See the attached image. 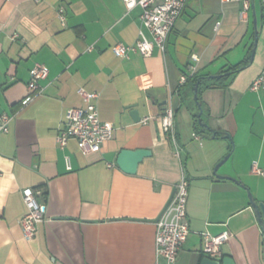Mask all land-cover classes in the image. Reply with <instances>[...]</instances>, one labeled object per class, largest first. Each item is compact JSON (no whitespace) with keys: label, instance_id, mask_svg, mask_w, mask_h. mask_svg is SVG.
Instances as JSON below:
<instances>
[{"label":"crops","instance_id":"1","mask_svg":"<svg viewBox=\"0 0 264 264\" xmlns=\"http://www.w3.org/2000/svg\"><path fill=\"white\" fill-rule=\"evenodd\" d=\"M139 15L123 0H0V114L11 116L0 133V264H155V219L181 178L190 232L175 264H200L204 231L230 234L214 259L264 264V233L246 190L264 203V84L249 88L264 72V3L250 0L243 10L242 1L187 0L164 52L115 55L113 45L136 41ZM36 62L49 73L22 106ZM193 74L207 78L197 100L214 134L196 128L193 93L180 94ZM80 87L99 93L98 116L114 128L99 151L55 140L66 110L85 105ZM167 107L174 142L161 127ZM122 148L151 154L129 174L116 164ZM25 187L47 207L31 239L18 222Z\"/></svg>","mask_w":264,"mask_h":264},{"label":"built area","instance_id":"2","mask_svg":"<svg viewBox=\"0 0 264 264\" xmlns=\"http://www.w3.org/2000/svg\"><path fill=\"white\" fill-rule=\"evenodd\" d=\"M242 1L243 10H247L250 0ZM127 10L134 7L140 8L141 28L138 31L136 41L130 45L118 43L113 45L112 51L120 57H128L131 52H138L147 57L152 54L156 46L161 52L165 51L166 41L176 19L180 15L187 0H123ZM264 3V0H261ZM63 6L57 9L58 18L64 24L65 16ZM219 21L216 22V26ZM148 33V35L146 34ZM197 59L196 55H192ZM193 67H190L192 69ZM30 77L27 82V94L21 99L20 104L26 105L33 97L41 92L40 80L45 79L49 69L42 63H34L30 69ZM184 82V77L182 78ZM264 84V72L258 74L250 84V90L258 91ZM85 105L83 107H71L66 110L61 121L55 140L59 147H64L69 139H75L79 149L83 153L99 151L102 144L113 136V125L109 121H102L98 116L97 100L99 93L78 88ZM11 116L7 113L0 114V133L8 131V122ZM148 117L142 119L147 123ZM163 131L175 141L174 111L173 108L164 109L160 117ZM196 136V135H195ZM197 137V136H196ZM174 154L178 156L175 147ZM67 168H70L68 157H65ZM252 172L262 174L263 171L255 164ZM23 201L27 206V212L19 219L22 235L25 239H31L37 232V224L45 219L46 204L38 201L41 195L39 190L25 187L21 190ZM187 182L181 178L174 186V193L169 205L161 213L155 222V264H175L177 254L182 248L190 232L186 218ZM230 237L227 232L210 234L207 231L201 233L202 252L208 257L221 255L220 245Z\"/></svg>","mask_w":264,"mask_h":264},{"label":"water","instance_id":"3","mask_svg":"<svg viewBox=\"0 0 264 264\" xmlns=\"http://www.w3.org/2000/svg\"><path fill=\"white\" fill-rule=\"evenodd\" d=\"M254 49H252L250 60L252 59ZM227 73H222V74H216V75H209L207 76L208 79H214V78H219L222 75H225ZM198 83L199 81H196L194 86H193V98L194 101L198 107V113H197V119L200 125L202 126H207L205 122L201 121L200 115L202 113L201 105L198 103L197 100V90H198ZM130 115L134 121L139 120V113L136 109H131L130 110ZM226 138H230L228 134L225 135ZM151 154V151L146 148H137V149H127V148H122L117 157H116V164L117 166L124 172L133 174L136 172L137 165L138 163L146 156H149ZM229 154H226L213 168V172L216 174V171L218 167L228 158ZM217 175V174H216ZM229 179L235 180L232 177H227ZM248 197H249V202L251 207L253 208L255 215L257 217L258 223L264 233V203L263 202H257L253 198V195L251 194L250 190L246 187ZM174 189L166 201L163 209L159 213V215L156 217L155 221H157L161 215V213L164 211V209L169 205L171 198L173 196ZM200 264H235L234 260L230 256H223L221 259H214L208 256H205L201 259Z\"/></svg>","mask_w":264,"mask_h":264},{"label":"trees","instance_id":"4","mask_svg":"<svg viewBox=\"0 0 264 264\" xmlns=\"http://www.w3.org/2000/svg\"><path fill=\"white\" fill-rule=\"evenodd\" d=\"M205 80H207V78L204 75L193 74V75L188 76L185 83H184L186 88L184 90H181V92H180L181 96L185 95V93L192 94L193 93V86H194L195 82L199 81V83H201ZM209 80H212V79H209ZM217 80L218 79H213L212 81L216 82ZM197 113H198V107H197L196 112L194 113L195 121H197V118H196ZM201 120H202V115H201ZM196 128L200 129L201 131H205L206 133H211V134L213 133L214 134V132L211 129H209L207 126L199 125V123H197Z\"/></svg>","mask_w":264,"mask_h":264},{"label":"rangeland","instance_id":"5","mask_svg":"<svg viewBox=\"0 0 264 264\" xmlns=\"http://www.w3.org/2000/svg\"><path fill=\"white\" fill-rule=\"evenodd\" d=\"M209 81V80H208ZM208 81H206V82H208Z\"/></svg>","mask_w":264,"mask_h":264}]
</instances>
